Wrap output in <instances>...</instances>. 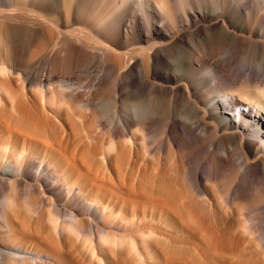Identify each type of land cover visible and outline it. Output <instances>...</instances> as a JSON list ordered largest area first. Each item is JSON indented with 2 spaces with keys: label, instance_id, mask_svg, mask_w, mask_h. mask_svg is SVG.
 <instances>
[{
  "label": "bare ground",
  "instance_id": "6f19581e",
  "mask_svg": "<svg viewBox=\"0 0 264 264\" xmlns=\"http://www.w3.org/2000/svg\"><path fill=\"white\" fill-rule=\"evenodd\" d=\"M262 9L0 0V264H264Z\"/></svg>",
  "mask_w": 264,
  "mask_h": 264
},
{
  "label": "rangeland",
  "instance_id": "374dc122",
  "mask_svg": "<svg viewBox=\"0 0 264 264\" xmlns=\"http://www.w3.org/2000/svg\"><path fill=\"white\" fill-rule=\"evenodd\" d=\"M260 16L264 17V9H262L260 12H259ZM177 55H174L173 58H176ZM242 72V71H241Z\"/></svg>",
  "mask_w": 264,
  "mask_h": 264
}]
</instances>
